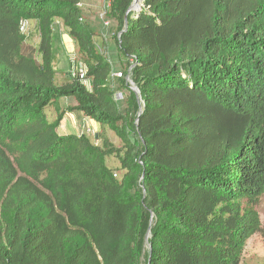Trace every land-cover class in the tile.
I'll use <instances>...</instances> for the list:
<instances>
[{
	"label": "trees",
	"instance_id": "16d2710c",
	"mask_svg": "<svg viewBox=\"0 0 264 264\" xmlns=\"http://www.w3.org/2000/svg\"><path fill=\"white\" fill-rule=\"evenodd\" d=\"M80 4L0 0V264H239L264 193V0H109L124 108ZM56 21L83 77L56 80ZM75 111L123 146L58 134Z\"/></svg>",
	"mask_w": 264,
	"mask_h": 264
},
{
	"label": "rangeland",
	"instance_id": "374dc122",
	"mask_svg": "<svg viewBox=\"0 0 264 264\" xmlns=\"http://www.w3.org/2000/svg\"><path fill=\"white\" fill-rule=\"evenodd\" d=\"M109 0H81V9L83 21L88 23L95 31V41L100 52L104 55L112 68V74L109 81V88L112 92L114 100L120 108L125 106V97L128 94L127 89L121 87L118 83V77L115 74L124 71L128 62L132 58L125 59L117 50L112 34L114 31V22L108 15ZM103 20L109 21V26L103 24ZM25 39L22 45L24 54H32L36 56V48L39 43L38 29L35 22L28 21L25 30L20 31ZM54 59L53 67L55 69L56 80L64 82L71 76L73 64L83 65L78 59L76 46L73 40L68 36L65 27L61 21L54 24ZM85 85L90 88V84L86 81ZM129 87L133 90L135 86L129 81ZM60 106L73 105V98L60 99ZM70 114V113H69ZM56 115L55 107L52 105L45 110V116L48 121H52ZM76 118L75 128L71 131L64 132L67 135L81 136L85 135L94 145L101 146L103 141H109L114 147L121 148L124 144L122 139L109 128L101 127L98 123L84 117L79 111H75L71 116ZM65 124L62 123V125ZM63 127V126H61ZM118 163L114 158L107 159V165L116 166ZM260 218V229L247 239L240 255L239 264H264V193L255 205Z\"/></svg>",
	"mask_w": 264,
	"mask_h": 264
},
{
	"label": "built area",
	"instance_id": "2783aa9c",
	"mask_svg": "<svg viewBox=\"0 0 264 264\" xmlns=\"http://www.w3.org/2000/svg\"><path fill=\"white\" fill-rule=\"evenodd\" d=\"M109 6V5H108ZM27 23H28V21L27 20H20V22H19V29H20V31H23V30H25V28L27 27ZM103 24L105 25V26H109V21H107V20H103ZM132 61V60H131ZM73 68L71 69V76H74V75H79V77H83L84 76V73H85V70H86V68H85V66L84 65H79V66H76L75 64H73V66H72ZM130 69V68H129ZM115 75H117V76H121V73H117V74H115ZM85 83H86V81H85Z\"/></svg>",
	"mask_w": 264,
	"mask_h": 264
},
{
	"label": "crops",
	"instance_id": "0c3cea01",
	"mask_svg": "<svg viewBox=\"0 0 264 264\" xmlns=\"http://www.w3.org/2000/svg\"><path fill=\"white\" fill-rule=\"evenodd\" d=\"M72 113H74V112H72ZM72 113H70V114L69 113H66L63 116L62 120L60 121L59 126L57 127L58 134H60V135H66V134H64V132H67L68 130L71 131V130H73L75 128V126H77V124H76V118H74V117H70L69 119L66 118L68 116H71ZM64 122H65V124L62 125V123H64ZM61 126H63V127H61Z\"/></svg>",
	"mask_w": 264,
	"mask_h": 264
},
{
	"label": "water",
	"instance_id": "95a60500",
	"mask_svg": "<svg viewBox=\"0 0 264 264\" xmlns=\"http://www.w3.org/2000/svg\"><path fill=\"white\" fill-rule=\"evenodd\" d=\"M136 3H137V1L134 4L136 5ZM134 90H136V89H134Z\"/></svg>",
	"mask_w": 264,
	"mask_h": 264
}]
</instances>
